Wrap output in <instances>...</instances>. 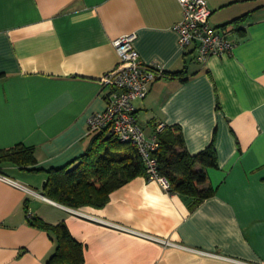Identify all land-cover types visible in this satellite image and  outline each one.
I'll list each match as a JSON object with an SVG mask.
<instances>
[{
  "label": "crops",
  "instance_id": "1",
  "mask_svg": "<svg viewBox=\"0 0 264 264\" xmlns=\"http://www.w3.org/2000/svg\"><path fill=\"white\" fill-rule=\"evenodd\" d=\"M206 2L235 46L201 64L179 46L178 0H0V149L36 159L0 172L39 194L0 179V264H48L56 242L37 218L66 224L82 264H264V0ZM129 32L140 59L166 70L134 101L145 133L178 126L190 154L214 143L213 193L195 206L143 173L97 208L44 193L50 169L87 151V119L106 108L101 78L118 63L112 41Z\"/></svg>",
  "mask_w": 264,
  "mask_h": 264
},
{
  "label": "trees",
  "instance_id": "2",
  "mask_svg": "<svg viewBox=\"0 0 264 264\" xmlns=\"http://www.w3.org/2000/svg\"><path fill=\"white\" fill-rule=\"evenodd\" d=\"M241 18L234 20L238 22ZM183 71L173 75L179 76ZM108 130L96 132L87 151L78 162L50 169L44 186L49 198L70 207H101L108 201L109 193L139 174H145L143 161L135 146L119 141L114 135L103 140ZM160 146L155 152L159 172L165 175L178 192L193 198L192 206L212 195L207 169L217 167L213 141L196 154L185 147L180 127H165L158 134ZM5 163L28 166L36 163L33 149L21 144L0 149V167ZM35 224L50 232L56 242L48 264H82V245L70 234L66 224H48L37 218Z\"/></svg>",
  "mask_w": 264,
  "mask_h": 264
},
{
  "label": "built area",
  "instance_id": "3",
  "mask_svg": "<svg viewBox=\"0 0 264 264\" xmlns=\"http://www.w3.org/2000/svg\"><path fill=\"white\" fill-rule=\"evenodd\" d=\"M178 2L182 8V18L173 28L179 35V46L182 50L192 47L196 51V61L201 64H205L212 55H223L232 51L235 42L230 41L225 32L210 24L211 11L206 0H178ZM135 38V32H129L119 35L112 41L118 63L101 78V90L106 89L104 93L102 92L106 108L88 117L87 133L109 131L112 128L114 136L119 141L136 147L144 164L146 179L157 182L164 191L171 193V183L159 172V163L155 155L160 146L158 134L166 126L159 123L154 132L147 135L139 123L134 104L136 99H143L146 96L152 82L166 75V70L161 63H146L140 59L133 45ZM0 179L30 194H38L1 172ZM72 211L92 218L80 210L72 209ZM139 234L149 239L161 240Z\"/></svg>",
  "mask_w": 264,
  "mask_h": 264
},
{
  "label": "water",
  "instance_id": "4",
  "mask_svg": "<svg viewBox=\"0 0 264 264\" xmlns=\"http://www.w3.org/2000/svg\"><path fill=\"white\" fill-rule=\"evenodd\" d=\"M114 135L113 129L110 128L109 131L105 134V136L103 137V140H106L108 138H110L111 136Z\"/></svg>",
  "mask_w": 264,
  "mask_h": 264
},
{
  "label": "rangeland",
  "instance_id": "5",
  "mask_svg": "<svg viewBox=\"0 0 264 264\" xmlns=\"http://www.w3.org/2000/svg\"><path fill=\"white\" fill-rule=\"evenodd\" d=\"M210 21H211V18H210Z\"/></svg>",
  "mask_w": 264,
  "mask_h": 264
}]
</instances>
